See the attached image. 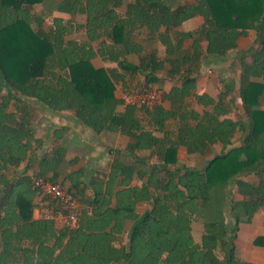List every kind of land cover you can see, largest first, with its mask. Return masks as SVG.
I'll return each mask as SVG.
<instances>
[{
    "label": "trees",
    "instance_id": "trees-1",
    "mask_svg": "<svg viewBox=\"0 0 264 264\" xmlns=\"http://www.w3.org/2000/svg\"><path fill=\"white\" fill-rule=\"evenodd\" d=\"M42 1L0 0V264H258L238 260L236 240L241 224L264 211V0H63L58 12L86 19L55 16L49 28L37 11ZM198 16L201 33L180 29ZM75 32L88 39L68 37ZM252 32L254 45L237 58L238 95L231 80L217 96L197 92L205 52L226 57ZM93 47L115 65L94 66L84 54ZM165 78L180 81L181 92H164L153 107L118 96L159 88ZM32 97L127 141L109 148L107 169L89 178L82 167L58 181L78 161L61 143L42 154L37 174L79 198L74 228L43 217L52 202L27 173L44 146ZM254 245L264 249V235Z\"/></svg>",
    "mask_w": 264,
    "mask_h": 264
},
{
    "label": "rangeland",
    "instance_id": "rangeland-1",
    "mask_svg": "<svg viewBox=\"0 0 264 264\" xmlns=\"http://www.w3.org/2000/svg\"><path fill=\"white\" fill-rule=\"evenodd\" d=\"M63 0H43L42 3L37 5V11H42L43 14L45 15L46 18V28H49L52 23H53V18L55 16H59L62 17L65 22L68 23H83L86 19L85 15L76 13L74 15H69L66 13H61L58 12L56 10V6L58 5V3H60ZM66 1V0H64ZM192 0H165L166 3L169 4H176V5H181L184 3H189ZM197 22H198V27L195 29L197 30L198 33H201L203 25H204V20L203 17H196ZM182 28L184 29H188V26H183ZM69 38H77L79 40H85L88 39V36L85 33H81V32H75L73 33V35L68 36ZM200 38L202 39V43L206 44V37L205 35L200 36ZM245 39V41H243L241 48L239 49H235L233 51H231L226 57H219L217 55H210L207 52H205V57L203 59V72L201 73V77L200 80L203 84L207 83L206 80L209 79L210 84L212 85L214 91H218L219 89H223L224 86L223 84L225 82H229V80L233 81L232 83L235 85V91L233 94L234 97H236L238 95V89H239V85H238V74H239V67H238V60L237 58L243 56V54L247 53L243 51H246L247 49L251 48L254 45V41L256 39V35L255 32L247 37V38H243ZM97 41H93V45H96ZM95 47V46H94ZM92 49H85L84 50V54L91 57V62L94 66L96 67H110V66H114L115 63L112 62H108V61H104L101 59V57L97 54L96 49L95 48ZM147 48H157L159 49V51L162 53L164 52L163 47L157 43V42H148L146 44ZM204 48L206 49V47L204 46ZM245 56V55H244ZM181 83L178 81H171L167 78L162 79L159 83V87L163 88L166 92H170L172 94H179L181 92ZM221 87V88H220ZM202 89H204V87L201 86L200 82H198V90L202 91ZM31 102L33 101L34 103L37 104V98L36 97H32L30 98ZM39 101V100H38ZM32 102V103H33ZM193 105V103L195 104L194 100L190 101ZM44 109V111L41 112V110ZM38 111L40 112L39 114H41L38 117L36 116L35 119V124L34 125V129L36 131H39L38 133L41 134L42 132V136L45 137L46 140V144L45 147H51L53 143L54 138L51 136L52 135V129L53 126L55 125L54 122L51 121L52 117L56 120L55 123H60V120L58 118V116H53L52 113L44 106L43 103H40L38 105ZM143 112H145L144 110H140L139 113L140 115L143 117ZM60 113V112H59ZM51 116V118H50ZM244 116V115H243ZM72 122V121H69ZM51 123V125H50ZM53 123V124H52ZM170 127L171 128H176V124L174 122V120H171L170 122ZM53 125V126H52ZM110 133V132H109ZM107 135V134H106ZM96 134L92 133V140H96ZM107 138V137H106ZM123 139H125L124 137H120V140L118 138V142H117V138H110L108 137L105 142V144H107V147L105 148V150H102L100 148H97L95 150H91L92 148L89 147L88 149L85 150V148H83V150H79V153L81 154V156L84 158L83 162L85 164V161L88 160L89 162L91 160H100V162L98 163V166L96 168H92V171H95L98 168H105L107 167V163H109V161L107 160L106 156L107 154H111L109 152V148L110 146H113L112 144L114 143H119V145L124 144ZM237 144H239V142H237ZM46 148H41V149H37L35 153H33L31 155L30 158V166L31 168L28 170L27 173H29L32 177H34L37 172H38V166H39V159L41 158L42 154L45 152ZM47 148V149H49ZM183 155H185L184 151L182 152ZM38 164V166H37ZM68 167H63L62 173L64 175ZM24 167L20 168V171H23ZM107 169V168H105ZM91 174V172L89 173V175ZM63 175L61 177L58 178V181H62L63 180ZM88 175V177H89ZM87 177V175H86ZM236 189V187H233V190ZM226 215H227V219L229 223H233L234 222V217L231 214V210H230V205L228 204V206L226 207ZM202 229H203V223H201L200 221L194 222L193 224V234L196 240H200L201 236H202ZM250 242H246L243 240V237H240L239 240H236V244H237V257L238 260L240 259L243 260V262L247 263L249 262L246 259V253L245 251H247V247L250 248V246H253L252 243ZM247 246V247H246ZM246 247V249H245ZM244 257V258H243Z\"/></svg>",
    "mask_w": 264,
    "mask_h": 264
},
{
    "label": "crops",
    "instance_id": "crops-1",
    "mask_svg": "<svg viewBox=\"0 0 264 264\" xmlns=\"http://www.w3.org/2000/svg\"><path fill=\"white\" fill-rule=\"evenodd\" d=\"M173 5H176V4H173ZM183 26H188V29L182 28ZM197 27H198V22H197V19L195 17L193 19L186 21L180 27V29L185 30V31H189V30H195ZM252 34H253V32H252ZM75 39H77V38H75ZM242 40L245 41V39L242 38L240 40V43H243ZM203 45L206 47L207 42H206V44H203ZM241 46H240V48H241ZM204 57H205V55H204ZM203 69L204 68L202 66V70H201L202 72H203ZM200 77H201V74L198 76V82H200L201 86L204 87V89H202V91H199L198 86H197V92H199V93L208 92V93L212 94L213 96H217V93L219 90L214 91L212 85L209 82V79L206 80L207 83L203 84L200 80ZM178 82H180V81H178ZM159 88H161V87H159ZM161 89L164 92H166L163 88H161ZM121 95H122V92L121 91L118 92V96L120 98H121ZM30 100L31 99H29V101ZM192 100L193 99H191L190 101H192ZM194 102H195V104L193 103V107L196 110L202 112L203 106L196 103V101H194ZM40 103L41 102L38 100H37V104L34 102L32 103V105L36 107V110H37L36 116L38 117V119H39V116L41 115V114H39L40 112L38 111V105ZM165 105L170 106V104L168 102H165ZM45 107L52 113L53 116H58V118L60 120V123H55L56 120L53 117L51 119V121L54 122V124H55L54 126L52 125L53 129H52V135L51 136L54 138V140H53L54 144H52L51 146H54V145L61 143L64 147H66L68 149L67 156L69 158H71V159L77 158L78 159V161L75 162L74 165L66 166V167H68L66 169V171L78 170L82 167H85L87 178H89L91 175H95V174L97 175L102 169L98 168L95 171H92L91 169L96 168L98 166V163L100 162V160L96 159V160H91L90 162L88 160H86L85 164H84V162H83L84 158L79 153V150H81V149L83 150V148H85V150H86L89 147L92 148L91 149L92 151L97 149V148L105 150V148L107 147V144H105V142L107 141L106 139L108 137H110V138L115 137V138H117V142H118V138L120 140V137H123V136L118 134V133L110 132V131H104L101 134H97L94 131H92L91 129H89L88 127L81 124L79 121H77V119L71 113H68V112H60L59 113L56 111H52L47 106H45ZM42 111H44V109H42L41 112ZM50 118H51V116H50ZM69 121H72V122H69ZM168 124L170 125V123H168ZM175 124H176V122H175ZM34 125H36L35 120H34L33 126ZM50 125H51V123H50ZM176 126H177V124H176ZM35 132L39 137H42L44 139V146L43 147L46 148L45 147L46 140H45V137L42 136V132H41V134L38 133L39 131L35 130ZM92 133L96 134V136H95L96 140H92V138H93ZM123 141H124V143L127 142V141H125V139H123ZM112 145L113 146H110V148L120 147L123 144L119 145V143H114ZM215 147H216V149L220 150L221 146L216 145ZM47 148H49V147H47ZM47 148H46V150H47ZM46 150H45V152H46ZM183 151L185 152L184 153L185 155H183V153H182ZM180 156L186 157V149L183 147L180 149ZM106 158L108 161L112 160L113 155L107 154ZM37 166H38V164H37ZM38 169H39V166H38ZM90 172H91V174L89 175ZM62 175H63V173L61 174V176ZM88 175H89V177H88ZM139 209L140 210L145 209V205L140 206ZM34 215L36 217H39L41 215L40 210L36 209ZM260 235H264V211H260V212L256 213V215L254 216L253 221L251 223L241 224L240 231L238 233V239H237V241H238L240 237H243L244 241H246L247 243L250 242L253 244V246H250V243H249L250 248L246 246L247 247V249H246V247H245V249L247 250V251H245L246 259L249 262L264 264V249L254 245L255 238L260 236Z\"/></svg>",
    "mask_w": 264,
    "mask_h": 264
},
{
    "label": "built area",
    "instance_id": "built-area-1",
    "mask_svg": "<svg viewBox=\"0 0 264 264\" xmlns=\"http://www.w3.org/2000/svg\"><path fill=\"white\" fill-rule=\"evenodd\" d=\"M121 99L125 104L153 107L163 102L164 91L161 88L151 90H133L124 92ZM33 185L50 199L51 206L43 210L45 219H53L58 227L74 228L80 217V201L72 192L68 191L60 182L53 181L36 174Z\"/></svg>",
    "mask_w": 264,
    "mask_h": 264
}]
</instances>
